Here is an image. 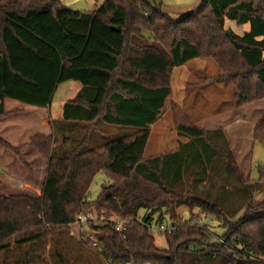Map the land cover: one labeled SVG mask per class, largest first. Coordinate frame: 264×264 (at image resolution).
I'll use <instances>...</instances> for the list:
<instances>
[{
  "label": "trees",
  "instance_id": "obj_1",
  "mask_svg": "<svg viewBox=\"0 0 264 264\" xmlns=\"http://www.w3.org/2000/svg\"><path fill=\"white\" fill-rule=\"evenodd\" d=\"M225 20L248 31L236 35L225 29ZM263 54L264 0H198L177 20L145 0H106L93 13L68 10L61 0H0V120L8 114L6 100L46 109L60 85H80L63 105L58 127L28 140L47 161L40 196H0V252L27 233L37 235L23 242L40 243L48 230L67 229L93 209L125 221L122 235L107 224L84 226L94 237L84 244L106 264H264V203H251L264 187V170L255 181L244 177L221 132H203L182 119L176 134L189 142L143 161L149 128L171 96L174 68L213 60L234 85L241 107L264 101ZM97 124L132 133L95 148L90 133L70 136L76 127ZM65 131L55 150V133ZM252 140L264 146V114ZM5 144L0 138V147L19 158V149ZM206 168L220 171L212 178ZM99 172L110 184L87 202ZM205 176L209 189L196 191ZM181 207L186 222L176 213ZM201 217L224 234L213 236L199 224ZM153 229L164 235V250L156 248ZM31 256L15 264H29ZM55 259L69 264L60 255Z\"/></svg>",
  "mask_w": 264,
  "mask_h": 264
},
{
  "label": "rangeland",
  "instance_id": "obj_2",
  "mask_svg": "<svg viewBox=\"0 0 264 264\" xmlns=\"http://www.w3.org/2000/svg\"><path fill=\"white\" fill-rule=\"evenodd\" d=\"M105 1L106 0H71L65 2L61 0V4L68 10L74 12L93 13L98 11ZM145 1L155 7H159L163 13L172 20H177L190 14L198 6V0ZM13 3L14 1L10 4L12 5ZM225 29L231 30L234 34L241 36L245 27L236 26L234 23L225 20ZM144 36L146 39L151 38L148 34H144ZM196 61H200L204 64L197 65L191 61L184 65L187 68L188 77L183 86V105L173 102L177 98V95L172 91V100L168 109L165 110L158 121L149 128L148 142L143 155V161L163 157L177 150L180 142L178 138L181 139L182 137L176 134V126L184 119L187 123L203 132H221L235 160L236 167L244 177H249V154L242 159L241 155H237L238 151L243 152L245 155L247 150L242 149L238 145L235 146L230 139L240 138L242 135L250 136L252 125L257 122L255 125L256 127L264 114V101H255L237 107V99L235 97L236 89L217 64L211 59H196ZM176 74L177 72L174 75ZM172 76L173 70L169 78L170 90ZM77 85L78 84L74 82H67L60 85L53 96L50 108L46 109L28 107L10 100L5 101L4 107L8 114L7 117L0 120V122L15 121L17 125L23 126L26 122L27 123L24 127L15 129L18 131L16 133H14L15 131L12 133L8 128L4 130V126L0 125V131H4L7 140L1 139L8 144L10 148L19 149L18 153L20 154L18 158L10 150H6L4 147L2 148V146L0 147V196H28L33 198L40 196V187L44 179L47 161L34 149L28 147V140L35 134L46 136L44 132L47 127H50V133L53 129L58 127L57 123L61 119L63 105L74 98L76 93V91L74 93V88L76 90V88H78ZM243 108H247L246 111L249 114L247 117L249 118L246 122L247 124H242L241 122L232 124L225 133L219 126L210 131L202 130L197 127L198 123L205 121L207 118H211V114L213 113L221 111V113H227L226 115L230 117V115ZM29 122H31V124H28ZM33 123H35V125ZM69 131L59 134L57 132L55 133V150L59 149V144L69 134ZM87 133H90V136L92 135L90 144L95 148L110 141L121 139L123 136L131 134L132 131L129 129L97 124L95 127H88V129L76 127L75 133H71L70 136L80 138ZM9 135L10 137H8ZM219 145H222L220 136L218 146ZM235 152H237L236 155ZM251 161V178H249L255 181L258 179L259 171L264 170L263 145L258 143L254 145ZM219 171V169H215L214 172H211L210 169L206 168V176L211 175L213 178L214 173ZM206 176L203 182L198 185L196 191L202 192L203 188L209 189ZM218 180L219 179L214 177L213 182H218ZM109 184L110 178L106 174L101 172L97 173L88 188L86 194L87 202H94L100 195L102 188L107 187ZM212 186L218 189L217 184L213 183ZM214 191L215 190H213V192ZM251 203L253 205L264 203V187L258 192H255ZM184 211L185 208L183 207L176 210L178 218L181 219L182 222L189 220L188 213ZM243 212L244 211H241L239 216H242ZM143 214L144 212H140L138 217L141 218ZM193 214L196 213L194 212ZM110 216H112L114 220H120L116 218L113 213L110 214ZM164 216L167 219H165V230L167 228L169 229L168 212H166ZM199 224L208 226L213 236L221 237L224 234V231L216 223L208 219L205 220L201 217ZM89 232L90 231L85 229V227L81 229L80 225L75 223L67 229L48 230L40 243H37L36 240L31 243L23 242L29 237H35L37 235V232L27 233L20 238L8 242V249L4 252H0V264H15L24 257L26 253L32 254L29 264H58L55 255L62 256L69 264H106L98 257L95 250L91 249L88 244H84V241H89L91 243L92 239L94 240L93 236L88 238ZM150 235L154 239L156 248L160 250L166 248L162 232L159 233V230L153 229ZM19 241H21V244H18ZM22 242L24 244H22Z\"/></svg>",
  "mask_w": 264,
  "mask_h": 264
},
{
  "label": "crops",
  "instance_id": "obj_3",
  "mask_svg": "<svg viewBox=\"0 0 264 264\" xmlns=\"http://www.w3.org/2000/svg\"><path fill=\"white\" fill-rule=\"evenodd\" d=\"M244 27H245V29H243L241 34H243V33L248 31V26L245 25ZM193 62L195 64H197V65H203L204 64V63L202 64V62L196 61V60H193ZM176 72H177V74L174 75ZM187 77H188V71H187V68L185 66H181V67H177V68L173 69V76H172V79H171V95H172V91H173L174 94L177 95V98L175 99V101H173L176 104H179V105L182 104L183 105V86H184V82L186 81ZM76 84H78V83H76ZM77 86H78L79 89L76 88V90H75V88H74V93L76 91L75 95L80 90V85L78 84ZM71 96H72V94H71ZM171 100H172V96H170V98L166 101L163 112L168 109V106L170 105ZM30 110H32V109H30ZM246 110H247V108L240 109V110L236 111L234 114L230 115V117H228L226 115L227 113H221V111L218 112V113H213V114H211V118H207L205 121H202V122L198 123L197 127L202 129V130L210 131V130L216 129V127L219 126V128L225 133L226 130L229 129L232 124H237L239 122H241L242 124H247L246 122H247V120H249V118H247L249 116V114L247 113ZM258 110H260V109H258ZM16 123L17 122H15V121H6V122H0V125L4 126V130H7V128H8L10 131H12V133L14 131H15L14 133H16L18 131L15 130V129L20 128V127H24L27 122L24 124V126L23 125H17ZM256 123L257 122H255L254 125L251 124L252 128H251L250 136L242 135L240 138L237 137L235 139H230V141L235 146L238 145L242 149L247 150L245 155L243 154V152H240V151H238V153L235 152V155L237 153V155H241V158L243 159V158H245V156L247 154H249L250 164H249L248 175H250V176H251V162H252L251 161V157H252V152H253V148H254V145H255L253 143V140H252V133H253V129H254ZM19 124H21V123H19ZM28 124H31V122H29ZM33 124L35 125V123H33ZM243 128H245V127H243ZM49 133H50V127H47L45 129L44 135L48 136ZM8 137H10V135ZM0 138H3V139L7 140V138H6L5 134H4V131H0ZM178 140L180 142L178 144L177 149L180 146H182V145H184V144L189 142V140H187L185 138H183V139L182 138L181 139L178 138ZM184 212H186V209H185Z\"/></svg>",
  "mask_w": 264,
  "mask_h": 264
},
{
  "label": "built area",
  "instance_id": "obj_4",
  "mask_svg": "<svg viewBox=\"0 0 264 264\" xmlns=\"http://www.w3.org/2000/svg\"><path fill=\"white\" fill-rule=\"evenodd\" d=\"M62 1L67 2L71 0H62ZM75 223L80 225L81 227L91 224L93 225L107 224V225H111L113 231L119 235H122L125 232V221L117 220V219L114 220L112 216L106 217L104 214H98L93 209L87 212H83L79 216H77Z\"/></svg>",
  "mask_w": 264,
  "mask_h": 264
}]
</instances>
